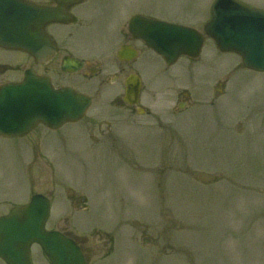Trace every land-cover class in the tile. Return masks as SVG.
Masks as SVG:
<instances>
[{
    "label": "rangeland",
    "instance_id": "obj_1",
    "mask_svg": "<svg viewBox=\"0 0 264 264\" xmlns=\"http://www.w3.org/2000/svg\"><path fill=\"white\" fill-rule=\"evenodd\" d=\"M245 1L264 8V0ZM213 2L89 0L84 25L70 26L71 50L81 54L86 43L98 52L106 29L127 27L134 13L202 30ZM141 57L154 59L136 68L149 113L121 115L101 144L90 141L85 119L60 131L71 134L70 158L47 137L38 164L29 167L27 153L18 167L17 140L0 138V214L29 196L12 182L32 181L55 193L47 227L85 238L92 264H264V73L244 69L210 38L195 62L166 67L152 50ZM66 81L86 90L96 80L79 72ZM182 92L189 105L179 109ZM31 255L48 264L38 245Z\"/></svg>",
    "mask_w": 264,
    "mask_h": 264
},
{
    "label": "water",
    "instance_id": "obj_2",
    "mask_svg": "<svg viewBox=\"0 0 264 264\" xmlns=\"http://www.w3.org/2000/svg\"><path fill=\"white\" fill-rule=\"evenodd\" d=\"M37 10L25 0H0V31L6 29L4 35L0 33V44L35 56L40 48H45L47 54L51 52L42 29L45 23L58 17L45 11L36 17ZM130 30L168 64L181 55L198 57L205 37L209 36L220 50L239 54L245 67L264 71V10L239 0H215L205 33L141 15L131 19ZM82 65V62H63V70L73 72ZM140 88L139 78L132 76L127 81L126 99L136 102ZM90 103L88 96L69 87L56 89L48 77L28 71L22 83L0 88V134L23 135L40 122L58 128L81 119ZM49 212V199L38 194L30 203L15 207L1 217L0 257L8 264H32L31 246L39 244L50 264H88L76 241L59 231L46 229Z\"/></svg>",
    "mask_w": 264,
    "mask_h": 264
},
{
    "label": "flooded vegetation",
    "instance_id": "obj_3",
    "mask_svg": "<svg viewBox=\"0 0 264 264\" xmlns=\"http://www.w3.org/2000/svg\"><path fill=\"white\" fill-rule=\"evenodd\" d=\"M32 3L41 5L50 11L56 13L57 17H62L70 20L69 22L58 19L51 23L46 24L45 31L51 38V41L55 47L51 55H41L34 57L28 52L9 49L0 46V85L6 82H20L25 78V72L27 69H35L39 74L49 76L52 82L57 87L73 86L77 90L89 95L92 99V104L82 120L86 119V131L90 141L94 145H99L107 138L109 139L114 129V124L120 120V116L130 113H137L138 106L143 103L142 96L140 103L137 105L128 104L124 100L126 80L132 74L137 72L135 64L136 62H151L149 59L142 60L138 58L134 59H121V50L129 46H134L139 49V54L143 53V49L146 48L142 41L134 39L130 33L128 27H121L116 25V21L113 22L112 27H108L105 36L104 48L98 52L90 53L84 49L86 43L82 44V53L77 54L71 50V46L78 45V41L74 44L72 40L74 31L72 25H78L81 28L84 25V20L80 19V13L83 7L89 0H28ZM78 28H76V33ZM75 30V29H74ZM76 41V40H75ZM88 43V42H87ZM139 46V47H138ZM66 60H75L77 62H84L82 69L76 73L81 72L84 80L88 83L92 80H96L85 90L75 85L67 83V76L76 73L65 72L62 70V63ZM24 62H34L35 66H27ZM110 67V68H109ZM12 72L13 76L9 77ZM20 74V76H18ZM11 78V79H10ZM186 100V99H185ZM189 102L179 100L178 105H188ZM114 108V109H113ZM147 112V111H146ZM120 117V118H119ZM81 120V121H82ZM61 129H50L45 125H37L26 136L20 138H5L9 141L17 140V147L14 153L20 158V164L28 153L30 160L27 162L29 167L36 166L38 164L41 155L38 153V147L40 141L50 137L53 145L58 147L57 151L64 152L65 157L70 158V135L60 132ZM46 132L45 136H43ZM30 141V142H29ZM59 141H65L59 143ZM27 147L32 151L27 150ZM22 160V161H21ZM1 176V175H0ZM1 180V178H0ZM13 183V190L17 189L22 183L24 190L29 191V196L41 192L36 188V182L30 181L28 186L25 181ZM7 187V186H6ZM2 187V191H4ZM1 191V192H2ZM47 195L54 194L53 190L46 191ZM1 206H4L5 200L1 197ZM26 202L25 200H17L7 202L9 209L16 205H20ZM64 232H68L63 230ZM69 234V233H67ZM83 245V244H82ZM84 248V245H83ZM85 253L86 249L84 248ZM90 250V249H89Z\"/></svg>",
    "mask_w": 264,
    "mask_h": 264
}]
</instances>
